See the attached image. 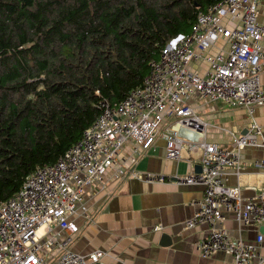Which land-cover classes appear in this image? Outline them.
<instances>
[{"label":"built area","instance_id":"built-area-1","mask_svg":"<svg viewBox=\"0 0 264 264\" xmlns=\"http://www.w3.org/2000/svg\"><path fill=\"white\" fill-rule=\"evenodd\" d=\"M258 17L259 0H221L211 5L196 15L188 34L178 35L161 49L141 87L118 104L102 100L99 116L81 139L55 164L36 169L17 194L0 203V264H99L105 253L83 255L71 246L79 234L76 220L88 216L86 189H105L106 175L112 183L135 179L201 186L202 198L183 224L186 230L208 226L196 244L198 256L206 259L223 253L233 264H253L255 259L263 264L262 234L247 242L218 227L228 214L239 231L264 226V193L243 199L241 188L226 185L229 171L238 174L243 168L242 150L264 153L263 130L253 118L255 109L264 106V25ZM220 42L223 45L210 53ZM202 62L203 75L192 67ZM194 97L245 109L250 119L246 133L228 132V148L206 141L208 123L189 104ZM171 120L162 134L166 160L178 162L184 148L199 151L200 172L174 178L136 172L140 156L152 148L162 124ZM128 143L131 150L123 154ZM255 166L264 170V158ZM40 228L43 233L37 236Z\"/></svg>","mask_w":264,"mask_h":264},{"label":"trees","instance_id":"trees-1","mask_svg":"<svg viewBox=\"0 0 264 264\" xmlns=\"http://www.w3.org/2000/svg\"><path fill=\"white\" fill-rule=\"evenodd\" d=\"M221 0H0V203L55 164ZM98 92V95L96 94Z\"/></svg>","mask_w":264,"mask_h":264},{"label":"crops","instance_id":"crops-1","mask_svg":"<svg viewBox=\"0 0 264 264\" xmlns=\"http://www.w3.org/2000/svg\"><path fill=\"white\" fill-rule=\"evenodd\" d=\"M258 21L264 25V0H259ZM220 42L210 53L217 51ZM194 70L203 75L205 63L192 64ZM264 85V73L261 75ZM189 104L196 114L206 123L205 139L215 142L222 148L230 147L228 132L241 134L249 124L245 109L228 107L222 102H204L194 97ZM254 120L261 126L264 135V106L255 109ZM173 121L162 124L154 145L138 159L135 171L181 177L200 171V152L181 151L178 162L166 160L163 130ZM128 143L123 154H128ZM243 168L238 174L229 171L226 185L241 188L243 199H250L264 193V170L255 166L263 160L264 153L258 149L241 151ZM105 189L90 187L86 189L85 201L88 207L87 219L79 218L76 223L79 234L71 248L74 252L87 255L101 251L106 255L99 264H233L232 258L216 253L203 259L198 256L196 244L206 236L208 226L199 225L191 230L184 228V222L195 212V203L201 200V186H179L175 184H153L143 180L127 179L112 183L109 175ZM159 227V231L154 229ZM233 238H242L247 242L255 240L258 234L264 238V226L249 227L239 231L232 215H226L225 221L218 225ZM53 232L58 228L53 226ZM166 234L171 240L169 246H163L161 236ZM62 237L64 234H61ZM260 255L264 256V240ZM257 264V260L253 261ZM264 264V263H263Z\"/></svg>","mask_w":264,"mask_h":264},{"label":"water","instance_id":"water-1","mask_svg":"<svg viewBox=\"0 0 264 264\" xmlns=\"http://www.w3.org/2000/svg\"><path fill=\"white\" fill-rule=\"evenodd\" d=\"M246 129L241 133L242 135H244L245 133H246ZM200 172V171H199ZM198 172V173H199ZM161 241H162V245L163 246H169L170 244H171V240H170V238H169V236L168 235H166V234H163L162 236H161Z\"/></svg>","mask_w":264,"mask_h":264},{"label":"bare ground","instance_id":"bare-ground-1","mask_svg":"<svg viewBox=\"0 0 264 264\" xmlns=\"http://www.w3.org/2000/svg\"><path fill=\"white\" fill-rule=\"evenodd\" d=\"M43 233V228H40L38 231H37V236L41 235Z\"/></svg>","mask_w":264,"mask_h":264}]
</instances>
